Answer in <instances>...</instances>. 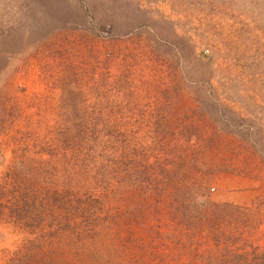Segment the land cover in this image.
I'll return each instance as SVG.
<instances>
[{
	"label": "rangeland",
	"instance_id": "rangeland-1",
	"mask_svg": "<svg viewBox=\"0 0 264 264\" xmlns=\"http://www.w3.org/2000/svg\"><path fill=\"white\" fill-rule=\"evenodd\" d=\"M25 146L90 225L28 264H264V0H0L2 212Z\"/></svg>",
	"mask_w": 264,
	"mask_h": 264
},
{
	"label": "trees",
	"instance_id": "trees-1",
	"mask_svg": "<svg viewBox=\"0 0 264 264\" xmlns=\"http://www.w3.org/2000/svg\"><path fill=\"white\" fill-rule=\"evenodd\" d=\"M28 151L30 148L25 146V150L15 155L11 168L6 174L9 179L8 193L11 202L7 206V212H2L1 209L4 206L0 204V219L11 220L14 225L36 236L13 250L4 264H28L31 261H38L39 255L42 260L47 257V260L49 257L58 260L59 256L68 252L77 253L78 249L86 247L84 242L88 234L86 226L90 225L84 224L85 227L78 230L81 226L76 218L81 215L76 211L81 210L83 199L79 198L76 191L87 187H83L88 178L87 169L73 160L75 153L69 156L70 181L67 183L72 188L71 191H74L73 196L66 197L53 192L45 185L51 177L52 166L50 164L48 166L46 162L36 161V158ZM129 176L133 178L123 179L121 183L135 185L142 181L133 174ZM0 191L1 197L3 192ZM53 239L57 240L54 246L53 242L43 243L42 246L39 243Z\"/></svg>",
	"mask_w": 264,
	"mask_h": 264
}]
</instances>
